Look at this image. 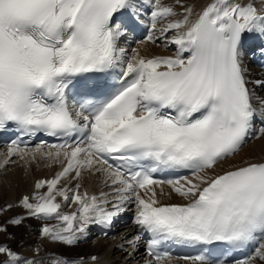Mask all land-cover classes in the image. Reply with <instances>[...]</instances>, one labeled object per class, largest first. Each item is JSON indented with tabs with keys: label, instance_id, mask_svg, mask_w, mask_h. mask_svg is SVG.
Wrapping results in <instances>:
<instances>
[{
	"label": "snow or ice",
	"instance_id": "1",
	"mask_svg": "<svg viewBox=\"0 0 264 264\" xmlns=\"http://www.w3.org/2000/svg\"><path fill=\"white\" fill-rule=\"evenodd\" d=\"M143 11L150 26L140 43L163 38L174 55L148 57L138 47L128 56L120 46L127 32L118 15ZM255 35L264 36V0H209L199 11L186 0H0V132L62 141L29 147L17 139L0 152V168L12 157L61 166L36 182L46 193L20 201L30 216L58 221L42 235L73 246L89 225L111 226L131 208L140 231L127 244L134 252L148 237L145 264L171 261L154 251L161 241L253 250L234 261L227 253L184 257L188 264L264 262V156L218 170L264 138V99L248 87L242 60ZM111 75L118 86L105 91ZM158 171L190 175L160 180ZM86 176L109 191H81ZM173 195L181 202L166 203ZM57 197L75 210L62 212ZM0 264L37 261L0 245ZM48 264L84 261L53 255Z\"/></svg>",
	"mask_w": 264,
	"mask_h": 264
},
{
	"label": "bare ground",
	"instance_id": "2",
	"mask_svg": "<svg viewBox=\"0 0 264 264\" xmlns=\"http://www.w3.org/2000/svg\"><path fill=\"white\" fill-rule=\"evenodd\" d=\"M208 2L209 0H186V3L190 6L195 7L197 11H199ZM245 2H248V0H245ZM163 3L170 4V3H173V0H163ZM255 3L257 4V6H259L260 0H255ZM171 35L172 33L168 34L169 37ZM142 41H145V40H142ZM166 44H167L166 40L162 38L158 40L155 44L151 42L141 44L139 42L137 43L138 45L137 47L141 49L142 55L151 57V56H155V55H158V54H161L167 51ZM243 51L245 52V50ZM243 61L244 63H247V61H249V57L247 55L243 56ZM245 69H246L247 75L250 78L254 77L253 81H251L252 86L254 88H258V91H264V88L258 87L254 83L255 81L260 80L261 78H264V77L261 74H259L256 69L251 68L250 66H246ZM255 95L264 99V97L262 96H259L257 94ZM261 156H264V138L259 139V140L253 139L242 148V150L240 151L238 155L231 158L230 160L224 161L223 164L219 166L218 170H220V168H228L231 164H239L244 159L259 158ZM39 165H41L39 161L33 162L29 165H25L23 161H18V162L15 161L13 163H10V165H7L4 168H0V192L2 188H4L5 186L9 185L12 182L13 178L19 181L26 178L29 181L30 186L32 187L33 182L36 179H40L43 176L48 177V176L53 175V173H51L50 171H46L45 174L33 175L31 177V174H30L32 171L31 168L37 169ZM53 166L57 167V170H60L61 166L59 164H54ZM43 167L46 169V168H49L50 166H48V162L44 161ZM88 178H94V177H88V176L85 177V179H88ZM84 180H83V185L88 183V182H85ZM74 183L75 182H73L72 184ZM83 189H87V188H82L81 190ZM107 190L108 189L106 188L105 191ZM25 193H27V190L23 189L22 195ZM7 196L8 195L0 196V207H3L5 206L6 203H8L7 200L4 201V199H8ZM17 196H20V193H18V195H15L16 198ZM175 199H179V198L173 195V198L171 200H175ZM171 200H168V201H171ZM128 212L129 214L130 213L132 214L130 210H128ZM12 217H15V215L13 213H10L9 218H12ZM10 228L13 229V227H10ZM132 229H133L132 224H130L129 222L127 223L119 222L117 225H115L116 232L113 235L109 236L108 238L97 237L93 239V242L91 244L89 243L90 245L88 247L80 248V249L81 250L84 249L85 252L88 254H97L98 261L101 262L102 264H145V259L142 257L140 251L133 252L132 248L127 244V240H130L134 238L135 236V234L132 233ZM30 231L24 229V232L26 233V235L27 234L28 235L25 239H22V241L23 240L26 242L34 241L35 246L39 247V243L43 241L42 239H39V231L38 232L37 231L30 232ZM16 240L21 241V238L16 239ZM43 242L47 247H51L53 250H60L62 246L61 243L52 242L51 240H44ZM63 253L66 254L67 252H63ZM129 253H132V254L130 255ZM84 264H86V261H84Z\"/></svg>",
	"mask_w": 264,
	"mask_h": 264
},
{
	"label": "rangeland",
	"instance_id": "3",
	"mask_svg": "<svg viewBox=\"0 0 264 264\" xmlns=\"http://www.w3.org/2000/svg\"><path fill=\"white\" fill-rule=\"evenodd\" d=\"M41 165H39V167L37 169H34V168H31L32 171H31V177L33 175H42V174H45L46 171H50L51 173H53L54 171L57 170V167L55 166H50L49 168H44L43 165H44V161L43 160H40L39 161ZM25 167V166H24ZM85 182H88L86 184L83 185L82 188H88L89 186H91L92 188H95V186L93 184H95V180L94 178H88V179H85L84 180ZM67 184V181H64V185ZM31 188L30 184H29V181L24 178L23 180L19 181L17 179H14L12 180V182L5 186L4 188H2L1 192H0V196H3V195H8L7 198L8 199H4L7 200L8 202H13L15 200H17V198L15 197V195H18V193H20V196L22 195L23 193V189L25 190H29ZM14 229H17V228H14ZM14 229H11V230H14ZM20 229V227H19ZM20 231V232H19ZM18 232L15 231V235L17 236L16 239H20L21 238V241L22 239H25L27 235H25L26 233L24 232V230H19ZM22 232V233H21ZM24 232V233H23ZM20 234V235H19ZM20 237V238H19ZM0 238H3L4 239V236H0ZM108 238V237H107ZM8 240H12L11 238H9ZM93 242V240L91 241V243ZM90 243V244H91ZM90 244H87L85 245L84 247L82 248H86L88 247ZM16 245V248L20 249V245L18 243H16V240L14 241L13 243V246Z\"/></svg>",
	"mask_w": 264,
	"mask_h": 264
}]
</instances>
